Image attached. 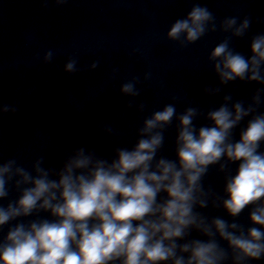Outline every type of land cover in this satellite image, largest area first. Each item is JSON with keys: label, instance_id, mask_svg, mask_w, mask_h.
<instances>
[{"label": "clouds", "instance_id": "1", "mask_svg": "<svg viewBox=\"0 0 264 264\" xmlns=\"http://www.w3.org/2000/svg\"><path fill=\"white\" fill-rule=\"evenodd\" d=\"M51 2L62 7L69 0ZM48 3L42 0L44 6ZM252 23L249 15L220 22L219 29L230 37L208 57L220 85L239 80L264 86V33L251 37L248 57L230 46L231 38H243ZM216 31L212 11L196 3L170 25L166 39L184 47ZM54 57L49 49L36 59L51 64ZM78 64L77 58H68L64 73L93 71L100 61L84 67ZM117 71L113 69L110 78ZM149 77L145 73L144 79ZM139 82V77H133L119 91L132 98L128 108L142 113L145 105L134 101L141 94ZM203 91L215 96L221 88ZM262 103L264 87L256 89L247 105L232 103V96L224 95L223 103L206 114L211 126L199 128L194 123L202 115L198 108L187 107L178 114L175 103L166 104L143 120L135 145L115 148L111 159L86 146L67 153L59 169L45 167L44 156L34 161L31 171L15 159L0 158V233L8 226L0 238V264H250L264 260V151L260 150L264 112L258 111ZM18 111L16 103L0 101V120ZM247 117L251 118L234 141L233 130ZM174 119L175 159H157L165 129ZM103 131L118 134L111 125ZM231 164H236L234 175ZM216 165L218 172L227 173L223 195L203 185L209 168ZM10 185L19 193L15 200H8ZM161 193L166 195L161 198ZM210 203L222 208L232 222L220 216L209 219L196 210ZM246 208H250L251 225L247 229L236 222ZM42 212L52 219L12 223ZM193 231L207 239H189ZM219 241L226 242V247Z\"/></svg>", "mask_w": 264, "mask_h": 264}]
</instances>
